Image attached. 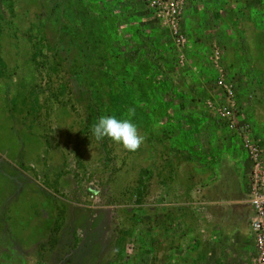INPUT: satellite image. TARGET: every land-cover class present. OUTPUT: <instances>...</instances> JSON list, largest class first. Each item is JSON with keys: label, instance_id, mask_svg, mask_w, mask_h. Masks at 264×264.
<instances>
[{"label": "rangeland", "instance_id": "374dc122", "mask_svg": "<svg viewBox=\"0 0 264 264\" xmlns=\"http://www.w3.org/2000/svg\"><path fill=\"white\" fill-rule=\"evenodd\" d=\"M220 4L222 28L207 8L217 33L191 36L180 22L181 58L145 0H0V264H188L189 238L170 244V228L205 207L178 173L204 153L241 150L246 188L239 128L254 136L245 103L264 0ZM221 75L234 85L236 129L215 103ZM129 108L145 137L138 151L95 140L99 117Z\"/></svg>", "mask_w": 264, "mask_h": 264}, {"label": "crops", "instance_id": "0c3cea01", "mask_svg": "<svg viewBox=\"0 0 264 264\" xmlns=\"http://www.w3.org/2000/svg\"><path fill=\"white\" fill-rule=\"evenodd\" d=\"M222 2L223 0H188L181 16L186 33L199 38H205L211 32L217 33L218 26L212 25L217 18L207 8L216 9L222 28L225 17L218 8ZM149 16L150 14L144 16V20H148ZM260 22L261 19L255 21V34L264 35V28L258 27ZM189 50L192 59L197 62V57L203 50L195 45L189 46ZM249 56L247 86L250 96L245 103L246 113L254 136L260 138L264 154V44L252 47ZM214 146L212 145V151ZM183 150L190 153L187 147ZM212 155L204 153L201 163L198 166L194 164L195 167L188 159L185 164L189 168L178 173L185 181H194L197 187L200 186L198 191L194 189L190 192L200 194V208L205 209L199 213H186L183 230L178 229L177 224L172 225L169 241L172 244L184 241L185 237L189 238L191 251L186 262L188 264H247L246 248L251 241L249 221L253 216V209L245 198L243 170L247 161L241 150L216 157L215 160ZM174 176L177 182V174ZM183 232L186 233L185 237Z\"/></svg>", "mask_w": 264, "mask_h": 264}, {"label": "built area", "instance_id": "2783aa9c", "mask_svg": "<svg viewBox=\"0 0 264 264\" xmlns=\"http://www.w3.org/2000/svg\"><path fill=\"white\" fill-rule=\"evenodd\" d=\"M187 1L145 0L153 18L167 29L174 51L178 52L181 58H183L187 39L180 28V22ZM211 55L208 58L211 66L220 68L221 51L216 43L213 44ZM215 84L223 92L221 101H215L217 107H219V117L222 121H226L229 128L236 129L235 119L238 116V109L235 104L234 85L231 82H227L224 75L219 76ZM239 129L241 131L240 135L244 138V143L241 142L242 147L247 152L250 160L245 198L253 209L250 226L254 236L255 256L252 264H264V154L258 139L252 135H246L247 126H242Z\"/></svg>", "mask_w": 264, "mask_h": 264}, {"label": "clouds", "instance_id": "9594fccd", "mask_svg": "<svg viewBox=\"0 0 264 264\" xmlns=\"http://www.w3.org/2000/svg\"><path fill=\"white\" fill-rule=\"evenodd\" d=\"M136 115L135 108H129L124 118L116 115H103L92 126V134L96 141L105 138L118 145H122L126 151L136 152L144 144L145 137L139 131L138 126L132 122Z\"/></svg>", "mask_w": 264, "mask_h": 264}]
</instances>
